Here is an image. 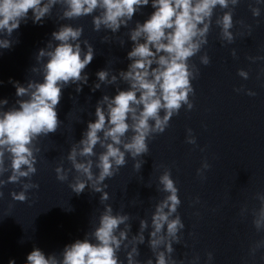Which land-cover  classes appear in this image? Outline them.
<instances>
[{"label":"clouds","instance_id":"obj_1","mask_svg":"<svg viewBox=\"0 0 264 264\" xmlns=\"http://www.w3.org/2000/svg\"><path fill=\"white\" fill-rule=\"evenodd\" d=\"M260 2L256 0L257 4ZM149 3L150 0H0V34L11 37L21 22L27 21L30 11L33 23H41L56 5L61 8V19L92 15L95 31L103 28L115 34L122 26L128 27L134 14ZM238 3L239 0H151L154 11L143 23L137 21L135 27L129 30L133 47L127 53L131 61L127 70H121L119 76L110 74L108 69L96 73L99 82L95 83L93 91L100 89L101 84L115 85L118 79L129 87L126 90L117 88L114 96L104 95L97 102L95 121L88 122L82 139L72 146L67 159L78 173L69 185L73 192L79 195L90 186L94 192L101 193V203L107 201L109 195L104 189L108 185L103 182L126 164V154L133 160L147 155L148 139L153 134L163 133L183 105H187L188 110L193 108L189 96L194 93L192 80L199 76V69L194 64L190 65L189 60L208 43L207 36L216 7L227 9ZM250 10L254 17L261 14L259 7L250 5ZM215 23L221 29L220 39L233 43L234 36L230 31L233 28L232 11H225ZM238 23L243 24V21ZM82 33V26L61 25L51 34L52 41L58 43L50 41L46 48L38 52V62L46 58L42 68H32L33 72H41L42 81L29 80L26 85L12 82L18 99L7 110L4 106L8 101L0 100V177L10 172L7 180L0 179V188L8 183L21 184L22 191L11 193L16 201H26L28 190L39 187L31 183V177L37 171L35 153L39 152L35 142L41 136L55 133L60 127L57 107L62 89L76 84V92L79 93L81 85L88 82L84 69L94 59V48L87 40L83 41L86 51L81 47ZM103 40L107 42L108 37ZM123 44L121 41V46ZM11 45L10 39L0 38V48L8 49ZM232 55H236L234 49ZM200 60L205 66L210 63L206 53ZM238 75L248 78V73L242 69L238 70ZM248 94L254 95L251 92ZM186 142L196 144L191 129H188ZM97 145L103 149L99 154L95 152ZM6 155L10 160L7 166ZM94 156L97 157L95 161L92 159ZM94 167L98 173L93 172ZM141 167V162L137 160L134 168L140 170ZM210 167L204 161L197 169V175L205 179L203 173ZM69 171L58 166L55 169L57 179L61 182L68 180ZM22 178H27L29 182H24ZM159 185L158 190L167 195L155 205L148 246L155 256V264H177L171 255L173 244L180 242L178 233L185 225L177 214L181 200L169 169L166 168L159 176ZM256 199L261 206L253 212V224L259 231L264 229V193H257ZM129 219L128 214H114L111 205L106 204L98 226L83 240L77 239L66 245L59 257L55 253L46 256L42 250L34 248L27 255L26 264H122L117 253L122 246L127 249L129 244L132 246L126 253L127 264H140L136 259L139 255L137 245L145 243L144 233L149 223L141 219L139 232L128 241L131 230ZM262 244L264 242L257 243L252 252ZM207 255L211 261L212 253ZM9 264H15V261L10 260ZM145 264H153V260L149 258Z\"/></svg>","mask_w":264,"mask_h":264},{"label":"water","instance_id":"obj_2","mask_svg":"<svg viewBox=\"0 0 264 264\" xmlns=\"http://www.w3.org/2000/svg\"><path fill=\"white\" fill-rule=\"evenodd\" d=\"M250 5L260 8L259 17L252 15ZM153 11L150 0L149 5L134 14L128 27L122 26L119 32L113 34L103 28L95 31L92 15L61 19V8L56 5L50 16L41 23H33L30 11L27 21H22L11 37L0 34V38L12 41L10 48H0V100L8 101L4 110L15 105L18 99L12 82L26 85L29 80L42 81L41 72H33L32 68H42L46 58L38 62V52L47 47L52 41L51 34L61 25L82 26L81 47L84 48L83 41L87 40L94 48V59L84 69V74L88 76L87 84L81 85L82 91L79 93L76 92V84L62 89V98L57 107L60 127L55 133L41 136L35 142L39 152L35 153L37 171L31 177V183L43 187H69L74 182L78 173L67 156L72 146L82 139L88 122L95 121L97 102L104 95L114 96L117 88L126 90L129 87L118 79L115 85L101 84L100 89L93 91L95 83L99 82L96 73L108 69L110 74L119 76L121 70H127L131 62L127 53L133 47L129 30L135 27L137 21L143 23ZM225 11L233 13V28L230 31L234 41L231 44L220 39L221 29L215 23ZM239 21H243V24ZM104 37H108L107 42L103 40ZM207 40L201 51L189 60L190 65L194 64L199 69V76L192 80L194 93L189 96L193 108L188 110L187 105H183L179 113L170 119L163 133L153 134L148 139V154L136 160L126 154V164L113 177L107 178L104 184L160 186L159 176L167 168L180 188L252 196L264 193V59H249L264 58V0L259 4L256 0H239L238 5H230L227 9L217 6ZM121 41L124 42L123 46ZM233 49L235 57L232 55ZM205 53L210 58L207 66L200 60ZM241 69L248 73L247 79L238 75ZM249 92L254 95H249ZM188 129L192 130L196 139L195 145L186 142ZM102 151L97 145L95 152L99 154ZM96 158L92 157L94 161ZM137 160L142 164L140 170L134 168ZM204 161L211 167L203 173L206 178L201 179L197 169ZM9 164L6 155L5 165ZM58 166L70 170L68 180L61 182L57 179L55 169ZM93 172L98 173V169L94 167ZM8 175L10 172L0 179L7 180ZM22 179L29 182L27 178Z\"/></svg>","mask_w":264,"mask_h":264}]
</instances>
